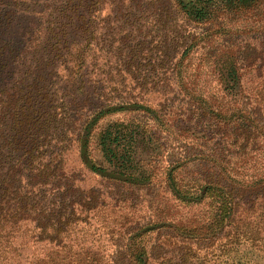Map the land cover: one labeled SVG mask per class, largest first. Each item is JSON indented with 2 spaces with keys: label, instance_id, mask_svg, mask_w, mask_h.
<instances>
[{
  "label": "trees",
  "instance_id": "obj_1",
  "mask_svg": "<svg viewBox=\"0 0 264 264\" xmlns=\"http://www.w3.org/2000/svg\"><path fill=\"white\" fill-rule=\"evenodd\" d=\"M50 2L0 0V264H264V0ZM72 152L163 209L115 222Z\"/></svg>",
  "mask_w": 264,
  "mask_h": 264
},
{
  "label": "rangeland",
  "instance_id": "obj_2",
  "mask_svg": "<svg viewBox=\"0 0 264 264\" xmlns=\"http://www.w3.org/2000/svg\"><path fill=\"white\" fill-rule=\"evenodd\" d=\"M50 1L51 0H9L12 4L16 3V6L20 9L33 7V12L36 14L40 13L39 11L41 8L49 9L51 3ZM102 1L109 2V0H101V2ZM108 10L109 8L106 6L103 13ZM181 30H184L186 34L190 33L191 35L200 32V29L194 27L193 25L182 27ZM167 86L168 89L172 90V84L168 83ZM66 165L67 168L77 177V179H81L80 186L82 188L86 190L93 188L99 190L103 194L98 199L104 198V202L109 203V205L114 209L112 210V218L115 222L126 218L127 220L132 221V224L139 222L138 225H141L148 222L152 218L154 207L158 206L160 209H163L164 201L160 195L162 189L159 187H155L153 189H136L127 185H116L104 179H100L99 177H96L92 173L81 168L74 152L68 155ZM108 215L109 214H107V216ZM104 216H100L98 218H104ZM95 221V219L89 220L85 227V246H89L92 249H98L108 256V260H110V256L114 252L115 247L109 242L106 230L101 227V223H96Z\"/></svg>",
  "mask_w": 264,
  "mask_h": 264
}]
</instances>
